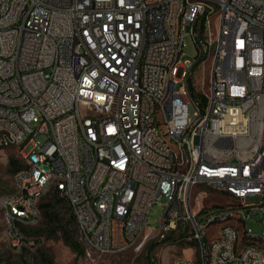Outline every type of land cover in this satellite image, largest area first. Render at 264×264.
I'll use <instances>...</instances> for the list:
<instances>
[{"label": "built area", "instance_id": "2783aa9c", "mask_svg": "<svg viewBox=\"0 0 264 264\" xmlns=\"http://www.w3.org/2000/svg\"><path fill=\"white\" fill-rule=\"evenodd\" d=\"M24 7H31L29 19H21ZM187 36L198 47L191 60L183 58ZM138 38H146L143 59H136ZM207 48H215L211 86L202 83ZM153 92L167 98L165 124L179 152L160 137ZM66 108L76 115L48 132L47 122ZM26 133H33L36 167L20 169V195L2 201L12 230L37 219V193L45 176L57 175L50 186L79 211L76 224L97 251L141 250L152 236L145 230L150 211L165 198L159 238L182 224L200 243V257L213 249L206 264H264V251L240 252L241 239H264L248 226L253 215L264 225V0H0V143ZM41 133L45 140L35 142ZM73 141H81L85 165ZM62 180H71V189ZM194 182L215 183L228 202L206 203V192L190 197ZM232 219L244 223L243 238L222 231L215 247H205L209 226ZM36 244L27 239L26 247Z\"/></svg>", "mask_w": 264, "mask_h": 264}, {"label": "rangeland", "instance_id": "374dc122", "mask_svg": "<svg viewBox=\"0 0 264 264\" xmlns=\"http://www.w3.org/2000/svg\"><path fill=\"white\" fill-rule=\"evenodd\" d=\"M197 54L198 47L195 41L191 36H187L186 46L184 47V60H191ZM212 62L213 59L211 56L206 65L207 75H209V66H212ZM193 113L194 107H191L192 116ZM45 138L46 136L41 133L35 137V142H43ZM34 145L35 143L31 141L23 151L29 153ZM14 159L22 166H25V163L19 157L18 148L4 147L0 143V264H174L180 257L190 258L196 261V264H200L201 259L198 244L188 239L191 235L188 226L184 229V226L179 224L176 230L166 235L165 239L159 238L156 234L160 228V218L164 212V207L160 204H155L150 211L145 230L152 236L139 251L130 250L123 253H102L97 251L90 247L87 242L81 240L77 225L74 224L70 229L73 230L74 237L81 244L82 252H78L65 240L62 230L56 223H49L44 216L42 218V212L41 219L35 225L19 227L20 229L22 228L21 231L27 239H35L34 236H36L38 238L37 244L31 248L26 247V240L19 247L12 246L7 236L5 208L1 201L14 190L15 172L14 165L12 164ZM49 191H51L50 184L46 187L42 202L52 199L53 195L48 193ZM227 199V196L221 192L212 191L211 196L206 199V203L216 201L222 204L227 203ZM164 202H166L165 198H163ZM193 205H198V203L194 202ZM55 209L66 218L68 217L69 208L66 202L56 203ZM202 216L203 214L199 215V220H201ZM233 224L238 228L239 237L243 238L245 233L244 223L233 220ZM213 226L214 228H220L222 223ZM248 226L256 235H261L264 231V225L261 223V217L259 215H253L248 221ZM213 229L210 230L211 237L215 238L219 230L215 229L213 231ZM251 241L264 249V241L259 238ZM249 242L250 240L241 239L240 246L247 245Z\"/></svg>", "mask_w": 264, "mask_h": 264}, {"label": "bare ground", "instance_id": "6f19581e", "mask_svg": "<svg viewBox=\"0 0 264 264\" xmlns=\"http://www.w3.org/2000/svg\"><path fill=\"white\" fill-rule=\"evenodd\" d=\"M11 1H18V0H11ZM98 4V0H89V5H96ZM31 15V7H24L21 9V19H29ZM146 46V38H138V45H136V59H143L145 58V48ZM212 56V59L215 58V48H207L204 54V64H201V71H202V83L204 86H211V76L207 75V62L209 58ZM213 63V62H212ZM166 70H174V60H166ZM161 85H168V75H161ZM151 104H156L154 106V115L156 117V126L158 127V131L160 132V137L163 138V143L166 145L168 151L171 152H179V143L175 141V137L173 135V130L170 128V125H166V117L169 116V109L167 105V98H161L160 92H153L151 97ZM76 115V108H66L61 113H56L52 117V121L47 122V129L48 132H56L57 125H60L63 121H68L70 118ZM104 118L105 119H113V110H105L104 111ZM33 141V133H26L21 137L17 142V135L16 134H9V140L6 142V147H14L18 148L19 150V157L21 161L25 163V166H22L21 169H31L36 167V158H32L31 152L25 153L23 150L24 148ZM117 144L119 145H126V138L125 137H117ZM73 154H78V165H85V151H82L81 141H73ZM20 170L15 173L14 176V190L10 194L5 197H18L21 192V183L19 179ZM45 183L40 191L37 193V203H40L41 197L45 194L46 187L50 185H56L57 183V175H50L45 176ZM62 187L64 189H71V180H62ZM51 191H54V186H51ZM212 191H218V186H216L213 182H194L192 186L189 187V195L190 197H197L200 192L211 193ZM61 197H63V190H56ZM85 198L86 200H93V193L92 190H85ZM4 199V198H3ZM2 199V201H3ZM3 207L5 208V219L7 224V236L8 240L14 247H19L23 245L27 238L21 231L19 227H15V231L12 230L11 226V216L10 211L5 207L4 202H2ZM198 203L200 205V198H193V204ZM160 204L164 207L165 210V203H156ZM74 217L79 218V211L77 209H72ZM41 219V209L38 206V216L37 219L35 217H28L27 225H35ZM233 220L240 219H232L230 220H215L213 225L222 223L220 228H214V226H209V233L210 235H206L204 238V246L205 247H215L216 246V237H211L210 230L213 231L219 230L222 231H236V238L239 237L238 228L235 227L233 224ZM243 223L242 221H240ZM77 228L80 232L81 240L87 242L86 233L80 231V227L78 224ZM245 232V230H244ZM106 234L107 235H114V227H106ZM17 236H22L25 238H19L16 243ZM245 235V233H244ZM259 237H247L243 238L244 240H250L247 245L240 246V252H247L250 248H253L258 251H264L260 246L254 244L251 240ZM31 239V238H30ZM189 240L195 241V236L190 235L188 237ZM260 240L264 241V239L259 238ZM198 244V249L200 256H202V247L200 243ZM142 246V238H134L133 239V247H141ZM107 247H114V236H107ZM213 256V249H205L204 250V257H200L201 262L200 264H206L205 259H211ZM183 262V257L178 258L174 264H181ZM196 261H193V264Z\"/></svg>", "mask_w": 264, "mask_h": 264}, {"label": "trees", "instance_id": "16d2710c", "mask_svg": "<svg viewBox=\"0 0 264 264\" xmlns=\"http://www.w3.org/2000/svg\"><path fill=\"white\" fill-rule=\"evenodd\" d=\"M193 92H194L195 96L199 97L202 100V103H205V98L203 96L195 93L194 90H193ZM12 164L14 165V172L15 173L22 167V165L19 164L15 159L13 160ZM48 193H51L53 195L52 199L50 201L42 202V200L44 199V196H43L41 201H40V204H39V207H40L41 212H42V218L44 216V218H46L49 223H56L59 226V228L62 230V234H63L65 240L76 251L82 252V247H81L80 242L74 237L73 230L70 229V227H72V225L76 224V221H75V217L73 215V212H72V209H71L69 202L67 201V199L61 197L58 192L49 191ZM61 202H66L68 205L69 211H68V217L67 218L64 215H62V213H59L55 209V204L61 203ZM69 212H71V213H69ZM54 231H56V229H54ZM27 232H28V230H27ZM31 236H33V235H31ZM34 237H35V239L38 240V238L36 236H34Z\"/></svg>", "mask_w": 264, "mask_h": 264}]
</instances>
